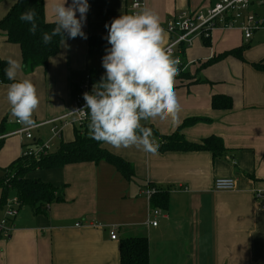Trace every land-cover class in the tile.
Instances as JSON below:
<instances>
[{
	"label": "crops",
	"instance_id": "0c3cea01",
	"mask_svg": "<svg viewBox=\"0 0 264 264\" xmlns=\"http://www.w3.org/2000/svg\"><path fill=\"white\" fill-rule=\"evenodd\" d=\"M42 1L45 21L55 22L53 5L57 0ZM132 1L88 0L82 27L86 37L106 35L105 24L129 14ZM143 1L141 10L153 11L163 28L175 16L206 9L219 0ZM16 2L0 0V20ZM251 9L255 10L252 1ZM169 42L168 34L161 31V46L166 48ZM238 49L241 60L220 57ZM10 57L21 62L19 47L8 43L0 30V58L6 61ZM171 58L180 59L186 66L184 71L177 66L174 80L178 118L175 123L158 119L141 122L158 134L154 139L157 155L150 157L137 147L117 148L103 143L105 151L133 167L132 180H126L104 161L30 173L28 178L55 187L58 200L37 214L27 206L18 209L9 238L0 237V264H120V241L135 237L147 240L148 264H264V210L254 199L255 192L264 195V29L244 42L238 28H216L186 48H175ZM91 69L104 72L100 61L88 56L86 39L66 36L45 70L37 67L27 74L22 70L17 73V81L28 79L33 83L39 99L32 114L33 124L39 125L34 131L59 124L54 120L71 111L76 85ZM8 86L0 85L3 176L20 157L23 146L30 144L23 136H7L17 129L9 123L15 117L6 99ZM220 95L230 98V109L211 107V98ZM189 119L206 121L181 127ZM59 126L60 142H71L74 123ZM179 128L189 144L219 138L223 154L161 150V138ZM1 173L0 180L4 178ZM217 178L233 179L235 189L214 191ZM148 184L165 193L164 208L149 207L141 193ZM15 199L13 190L8 189L4 196L0 189V217L2 207ZM152 209L160 210V214L152 216ZM148 219L157 225L147 226ZM112 229L115 240L109 238Z\"/></svg>",
	"mask_w": 264,
	"mask_h": 264
},
{
	"label": "clouds",
	"instance_id": "9594fccd",
	"mask_svg": "<svg viewBox=\"0 0 264 264\" xmlns=\"http://www.w3.org/2000/svg\"><path fill=\"white\" fill-rule=\"evenodd\" d=\"M88 10V0H57L53 5L55 27L51 34H43V42L50 43L55 35L64 40L65 34L68 39H86L82 27ZM19 19L28 23L29 31L35 34V12H22ZM105 28L107 34L102 38L108 47L100 60L104 72L91 91L83 94L84 108L71 112H80L83 117L86 108L92 139L117 148L137 147L154 157L158 147L152 130L141 121L177 120V61L161 46L159 19L151 10L119 15ZM5 63L4 75L13 81L6 91L11 114L18 122L31 126L39 103L35 86L28 79L16 80L22 62L10 57Z\"/></svg>",
	"mask_w": 264,
	"mask_h": 264
},
{
	"label": "trees",
	"instance_id": "16d2710c",
	"mask_svg": "<svg viewBox=\"0 0 264 264\" xmlns=\"http://www.w3.org/2000/svg\"><path fill=\"white\" fill-rule=\"evenodd\" d=\"M27 11L35 12V22L37 24L35 34L29 31L30 25L28 23L22 22L19 19L21 13ZM54 27L55 22H46L44 19L42 0H17L0 20V30L5 34L6 41L19 47L21 62L23 64L22 72L24 74L32 72L37 67L45 70L48 61L58 54L60 44L63 41L62 36H52L51 42L48 44H45L42 40L43 34H51ZM105 36H87L88 56H99L108 47L106 40L102 38ZM65 38L66 35L64 36ZM203 42L207 44L208 41L204 40ZM183 54L184 51L182 50ZM225 56H235L241 60V49L227 52L220 57ZM214 61L215 59L211 62ZM6 66L5 60L0 58V85H10L13 82L9 81L4 75ZM255 68L263 69L261 65H255ZM101 75V71L93 69L88 74L92 84H95ZM211 107L213 109L228 110L231 108V100L226 96H213L211 98ZM200 121L204 122L206 120L189 119L184 121L181 127L191 126ZM142 125L151 128L153 139L158 138L157 132L151 126ZM180 129L169 137L161 138L164 141L160 146L161 150L209 151L213 155L223 154L224 148L219 138L209 137L201 140L199 144H189L182 139V136L179 134ZM74 132L73 140L66 143L61 141L58 149L54 152L43 149L36 156H24L21 154L17 160L6 168L5 176L0 180V189L3 190V195L5 196L8 189L13 190L19 208L27 206L34 214H37L45 211L52 201L58 199L55 187L40 180L27 177L36 170H51L68 165L104 161L112 165L126 180L133 179V167L128 162L105 151L101 147L104 142L92 139L88 127L81 128V130L75 129ZM2 145L3 141L0 140V149ZM28 146L34 147L35 150L41 147L39 141H34ZM147 187L154 189V193L149 200V207L164 208L166 206L165 193L159 191L158 187L154 185L148 184ZM1 201L2 203L4 202L3 199ZM119 251L120 264H148V243L144 237L122 239Z\"/></svg>",
	"mask_w": 264,
	"mask_h": 264
},
{
	"label": "built area",
	"instance_id": "2783aa9c",
	"mask_svg": "<svg viewBox=\"0 0 264 264\" xmlns=\"http://www.w3.org/2000/svg\"><path fill=\"white\" fill-rule=\"evenodd\" d=\"M252 0H219L213 6L206 9H199L193 12H183L173 18L165 27L161 28L170 37L169 45L164 48L170 55L174 54L175 48L188 47L195 40L206 38L208 33L216 28L233 29L238 28L244 38V42H248L251 39L252 34L260 29H264V16H257L249 13V6ZM144 6L143 0H133L130 5V13L133 14L139 12ZM177 66L181 71H184L186 66L182 64L180 59H176ZM93 84L90 82L89 76L86 77V82L83 85L77 87V91L72 98V109H82L85 106L83 100V94L90 92ZM69 112L65 116L54 120L62 125L68 122L77 123L80 128L88 127V119L86 118V108L84 109L85 115L82 117L80 112ZM9 123L17 126V129L10 133V135L24 136L26 140H32L31 131L38 127V124L31 126L23 125L18 122L16 118ZM51 123V122H50ZM55 133V129L51 130ZM45 147H39L35 150L34 147L24 145L22 154L24 156H36L38 152ZM235 181L231 178H217L213 182V189L217 192H228L235 189ZM142 195L148 201L154 193V189L147 187L141 191ZM254 199L261 205L264 210V195L260 192H255ZM19 206L16 200L6 203L2 207V215L0 217V237L9 238L13 229L12 221L17 216ZM152 216L160 214V210L152 209L150 211ZM147 226L155 227L157 222L148 219L145 223ZM109 238L115 240L116 236L114 230L109 232Z\"/></svg>",
	"mask_w": 264,
	"mask_h": 264
},
{
	"label": "rangeland",
	"instance_id": "374dc122",
	"mask_svg": "<svg viewBox=\"0 0 264 264\" xmlns=\"http://www.w3.org/2000/svg\"><path fill=\"white\" fill-rule=\"evenodd\" d=\"M252 2H253V6H254L255 10L251 9V10H249V13L255 14L257 16H264L263 15L264 14V0H252ZM100 56L101 55H99V58H97V56H90V57H91V59L94 58V60L100 61L101 57H102V56L101 57ZM175 58H176V56H175ZM175 58L174 59L172 58V59L175 60ZM86 77L83 80V82H81L80 84L76 85V87H78L80 85H83L86 82ZM76 87H75V89H76ZM76 91H77V89H76ZM10 124H12V123H10ZM59 124H61V123H59ZM59 124H54V125H52L50 127L47 126V127H43V128H40V129H36L35 131L34 130L31 131L32 140L27 141V140H25V138L23 136V138L25 140V143H27V142L32 143L33 142V138H36V139H39L40 142H41V143H39V145H41L42 147H45L47 149V151H49V152L50 151L51 152L56 151L58 149V147H59V144H60V140H59V137H58V132L60 130ZM42 126H44V125H42ZM42 126H40V127H42ZM74 127L76 129H80L81 130V128L78 126L77 123H74ZM52 128H55V133H51L50 130ZM3 174L4 173H1L2 177H4Z\"/></svg>",
	"mask_w": 264,
	"mask_h": 264
}]
</instances>
